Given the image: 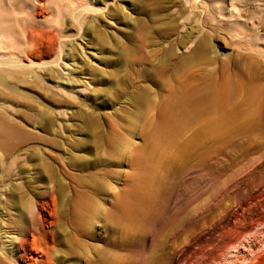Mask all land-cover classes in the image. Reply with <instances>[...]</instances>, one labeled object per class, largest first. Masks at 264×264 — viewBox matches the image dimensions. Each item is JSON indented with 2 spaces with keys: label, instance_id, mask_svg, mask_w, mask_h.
I'll return each instance as SVG.
<instances>
[{
  "label": "rangeland",
  "instance_id": "obj_1",
  "mask_svg": "<svg viewBox=\"0 0 264 264\" xmlns=\"http://www.w3.org/2000/svg\"><path fill=\"white\" fill-rule=\"evenodd\" d=\"M81 1L105 8L81 29L55 2L36 18L25 8L26 27L64 21L70 67L47 68L40 86L13 80L27 97L0 101L24 136L11 161L0 151V221L29 240L20 253L38 264L55 239L53 264H264V0ZM209 84L229 90L235 125L213 135L201 122L157 141L172 95ZM142 192L155 196L149 232L125 207Z\"/></svg>",
  "mask_w": 264,
  "mask_h": 264
},
{
  "label": "bare ground",
  "instance_id": "obj_2",
  "mask_svg": "<svg viewBox=\"0 0 264 264\" xmlns=\"http://www.w3.org/2000/svg\"><path fill=\"white\" fill-rule=\"evenodd\" d=\"M234 1L235 0H233V2ZM54 2L57 13L59 15L62 12H64V14H69L72 20L79 25V29L84 25L83 15L93 14L94 16L105 9L89 4L84 5V3L82 4L84 1L74 4L73 0H0V101H5L6 103L12 101L14 103V99L18 97H22L23 99L27 97L25 93L19 91V88H17L19 86L11 83L13 80H20V82L22 80V83L27 81L32 87L35 84L39 85L43 83V80H51L49 75L45 77L42 76L43 73L48 72L47 68L51 67L52 72L56 70L57 72L61 71L64 73L63 68L67 70V68L70 67L67 63L60 61L61 57L64 56L65 42L69 39V36L65 33L64 29H62L64 28V21L62 20L60 23L61 26H54L49 30L40 31L35 26L26 27L24 19L22 18L25 8L29 7L28 9H31L34 13L33 17L36 18V16L40 14H45V10H48L50 5ZM199 2L206 4L209 0H192V8L196 9ZM230 3H232V1ZM232 5L234 6V4ZM218 9L222 11L228 10L226 5L225 7H218ZM15 12H17V14H15ZM235 13L237 14L238 12L236 11ZM40 38L42 40L45 39L47 44L43 45ZM22 47H24V49H21ZM48 48L50 52H44ZM48 56H51L53 60L46 62L45 58H48ZM61 62L63 63L61 64ZM56 83V86L53 87L56 93L65 94L67 91L64 86L68 87V81L62 82L58 78ZM252 91L253 89L249 92L251 101L256 100L258 102L256 95ZM229 94V90L225 87L216 88L212 84H209L203 90L198 88L197 90L186 89L182 92L174 93L161 110L159 122H157L155 126V139L161 141L164 139L166 132L173 131L177 134L183 128L201 122L203 130L211 132L213 135L230 129L235 125L239 113L234 107H230L229 104L231 99ZM252 111L256 110L254 109ZM252 111L247 114L244 113L249 118L250 126L256 127L261 125L259 121L254 122L256 115L255 112ZM10 113V107L4 103H0V151L6 154L7 158L11 161L13 159L11 152L15 147H18L13 141L22 140L24 136L21 128H18L15 124L10 122ZM6 190L7 189H5V191ZM16 191L18 190L16 189ZM132 196L133 200L131 199L127 202L125 207L143 224L145 232H149L153 227V221H148L147 216L152 211L150 207L155 204V196L152 193L145 192L140 194L133 193ZM54 199L53 196L52 202H54ZM49 202L50 199L45 203L50 205ZM83 203L88 202L84 200ZM26 204L24 205L25 211L28 210V208H26L28 204ZM131 204L133 205L129 208ZM81 205L83 206L84 204ZM86 209L84 208V210ZM84 210L83 208L80 210V218L89 221L90 214L87 212L88 209L86 210L87 213ZM25 213L23 211V215L27 216ZM5 217H1L0 236L6 239L3 243L5 249L8 250V255H4L0 251V264L17 262L20 264H31L30 262H34L37 264V260L27 258L25 254L20 253L29 243V240H16L13 238L10 229L7 228L8 223ZM34 225V221L30 218V228H34ZM18 232L22 236L26 235V222L23 221ZM56 242L58 241L55 239L46 240L45 248L42 250L43 256L38 264H53L54 243Z\"/></svg>",
  "mask_w": 264,
  "mask_h": 264
}]
</instances>
